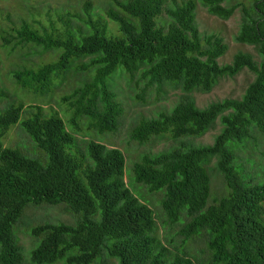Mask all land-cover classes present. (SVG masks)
<instances>
[{"label": "trees", "instance_id": "16d2710c", "mask_svg": "<svg viewBox=\"0 0 264 264\" xmlns=\"http://www.w3.org/2000/svg\"><path fill=\"white\" fill-rule=\"evenodd\" d=\"M198 1L208 14L224 20L241 7L235 40L255 46L261 61L238 52L230 64H219L227 45L220 37L199 32L195 0L173 2L172 7L168 0H115L114 7L101 11L118 34L101 15L92 19V2L86 0L89 19L82 22L84 29L61 19L65 28L55 33L41 34L26 23L16 30L19 42L58 56L15 77L43 95L53 81L87 73L90 79H83L64 99L73 101L74 129L75 118L85 116L99 133L114 132L120 123L122 107L108 83L116 72L133 76L140 71L150 84L180 88L186 96L169 112L135 125L131 138L139 143L152 137L200 138L217 120L220 132L211 145L180 142L144 155L132 167L133 179L151 192H163L165 221L182 224L178 235L184 245L202 239L199 253L209 255L204 264H264V182L245 181L233 165L236 152L256 142L254 133L264 136V0H251L249 7L244 0ZM244 68L255 78L240 99L205 108L195 105L191 93H209L219 79ZM23 110L22 105H10L0 111V264H24L16 236L20 226L30 228L38 242L29 254L31 264H203L189 250L171 252L158 237L152 209L124 181L125 159L119 149L79 141L58 115L46 116L40 106L27 107L26 118H21ZM16 124L41 156L21 145L3 146V137ZM248 155L236 160L250 163ZM213 172L226 187L219 197L211 195ZM32 207H61L74 222L31 225L25 212Z\"/></svg>", "mask_w": 264, "mask_h": 264}, {"label": "rangeland", "instance_id": "374dc122", "mask_svg": "<svg viewBox=\"0 0 264 264\" xmlns=\"http://www.w3.org/2000/svg\"><path fill=\"white\" fill-rule=\"evenodd\" d=\"M92 2L90 16L96 19L101 15L107 22L108 28L113 34L117 33V27L113 22H109L101 10L115 6V0H87ZM184 0H168V6L172 7L173 2L181 4ZM196 1L195 20L199 32L202 35H214L220 37L227 45V51L218 59L219 64H230L235 54L238 52L247 53L252 56L255 62L259 63L262 59L258 49L253 45L236 42L243 18L241 7L237 8L228 19L210 15L203 8L198 0ZM86 0H0V111L10 105H22L24 110L21 118H26V109L29 106H40L43 114L50 116L58 115L64 122L66 128L80 140H93L109 148L119 149L125 159L124 181L130 191L140 201L150 206L154 213L157 235L166 247L174 253L181 252L182 249L190 251L193 260L205 263L209 257L208 253H199L204 249L202 239L190 240L185 245L182 238L178 235L181 223L173 225L165 221L161 210V200L163 192H151L148 187L137 183L133 179L132 167L139 162L144 155H154L163 151L170 150L180 142H190L193 145H211L215 136L220 132L221 125L217 120L214 129L208 131L204 136L195 139L173 140L169 138L152 137L145 143H139L131 138V132L135 125L143 120L156 118L161 113L169 112L181 98L186 94L178 87L164 84H150L147 78L141 76V72H136L133 76L116 72L108 80L109 88L116 96V100L121 104L122 114L120 123L116 131L99 133L88 126L87 117L75 118L76 129L71 126V120L75 117L74 108L71 106L72 100H66L72 90L80 85L85 78L90 79L87 73L70 75L65 81L58 83L53 81L47 94L38 95L29 87L23 86L22 82L15 77V74H23L24 71L36 70L38 67L52 63L57 59V53L51 50H43L33 44L19 42L16 34L22 24H28L32 30L39 33L44 31L55 33L63 31L65 28L61 19L69 20L76 27L84 29L83 21L88 20L85 14L84 3ZM243 5L249 7L251 0H244ZM162 18L166 20L165 14ZM67 28V27H66ZM255 74L247 68L242 69L234 77L221 78L209 93L193 92V98L198 108H205L212 102L224 99H240L248 85L254 80ZM20 118V119H21ZM90 127V128H89ZM256 142L244 145L236 152V156L244 158L250 152V163H239L236 156L233 165L238 170V174L243 179H250L252 182H264V136L254 133ZM4 147L24 146L25 152L35 153L32 142L23 129L16 124L12 126L2 139ZM229 149L235 143H229ZM238 149L241 145H236ZM254 149H253V147ZM234 149V150H235ZM233 152V151H232ZM215 160L210 166H214ZM247 164V165H246ZM211 195L219 197L225 193L226 187L222 178L212 173ZM25 216L32 219L31 225L40 222L48 223H73V217L62 211L61 207H40L28 208ZM71 225V224H69ZM14 233L16 227L13 228ZM18 244L20 245L24 264H31L29 259L30 251L36 248L38 242L30 234V228L20 226L16 232ZM198 258V259H197ZM109 264H116L110 261Z\"/></svg>", "mask_w": 264, "mask_h": 264}]
</instances>
